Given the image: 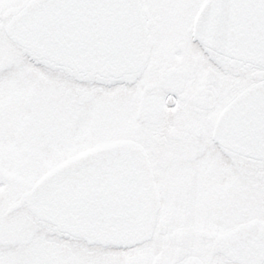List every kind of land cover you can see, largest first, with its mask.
Here are the masks:
<instances>
[{
    "label": "flooded vegetation",
    "instance_id": "af4514ba",
    "mask_svg": "<svg viewBox=\"0 0 264 264\" xmlns=\"http://www.w3.org/2000/svg\"><path fill=\"white\" fill-rule=\"evenodd\" d=\"M207 1L138 0L147 28L143 63L134 71L107 75L76 71L12 40L5 27L29 0H0L4 42L25 50L41 69L35 76L0 71V160L10 156L9 163L21 166L29 148L27 133L34 130L41 154L42 110L51 99L52 141L62 158L54 167L109 144L142 145L159 207L153 235L139 244L164 239L163 264H264V158L225 146L214 134L222 110L264 82V65L195 37ZM46 65L53 68L50 75L42 70ZM8 76L18 81L7 83ZM27 86L34 91L30 100L38 111L30 126ZM0 170V193L13 186L19 191L7 209L0 205V234L9 239L0 250L4 264H105L108 247L138 245L88 240L33 214L32 224L53 230L46 236L39 230L28 232V218H9L22 209L28 212L27 203L10 208L44 173L23 187L18 166L14 176L2 166Z\"/></svg>",
    "mask_w": 264,
    "mask_h": 264
},
{
    "label": "water",
    "instance_id": "95a60500",
    "mask_svg": "<svg viewBox=\"0 0 264 264\" xmlns=\"http://www.w3.org/2000/svg\"><path fill=\"white\" fill-rule=\"evenodd\" d=\"M197 22L194 35L208 46L264 65V0H208ZM5 30L39 57L76 71L119 75L144 60L147 28L138 0H29ZM214 134L225 146L264 158V82L222 110ZM24 202L60 230L123 247L151 238L159 207L148 156L134 141L65 161L10 209Z\"/></svg>",
    "mask_w": 264,
    "mask_h": 264
},
{
    "label": "rangeland",
    "instance_id": "374dc122",
    "mask_svg": "<svg viewBox=\"0 0 264 264\" xmlns=\"http://www.w3.org/2000/svg\"><path fill=\"white\" fill-rule=\"evenodd\" d=\"M5 37L0 35V71L8 72V70H14L12 72H20L22 74L33 75L40 71V68H37L36 63L34 61L29 60V56L26 55L25 50H19L16 47H13L9 43L4 42ZM33 63V64H32ZM52 66L46 65L42 70L48 75L51 74ZM10 76V75H9ZM9 76L4 80L7 83L9 81L12 84H15L18 79L9 78ZM29 81V80H28ZM23 82V80H21ZM21 86L25 87L24 84ZM27 103L31 106L27 107V125L30 126L31 123L35 124L36 114L37 111V104L34 99L30 100L31 93L33 94L34 91L27 86ZM50 100V101H49ZM44 107L42 110L43 118H42V127H43V138L42 141L44 148L41 151V154L38 151V140L37 134L38 131L34 130L32 132L27 133V141L29 144V148L27 151V155L25 157V161H22L21 166L17 164L18 168L22 170V175L25 178L24 186L29 185L38 178L42 173H45L49 169L56 166L61 160V156L58 152L55 151L53 145V129L52 125L55 119L52 100L47 99L45 100ZM49 104V105H48ZM37 123H39V118L37 117ZM39 126V125H38ZM38 126L36 129H38ZM52 127V128H51ZM13 159L10 156H5L0 160V166H2L6 171H11L12 176H14V169L15 165H13ZM26 169V170H25ZM0 172H2L0 170ZM23 178V180H24ZM18 190H16L15 186L11 188L6 193H0V205L4 204L5 209L8 208L10 204H12L17 197ZM28 218L27 229L28 232L32 231H43L45 236L48 235L46 233L51 232L53 230L48 225H34L31 222L30 218L32 214L28 211H24L23 209L16 212L9 218ZM9 243V239L5 236L3 237L0 234V250L1 246L5 247ZM94 254V253H93ZM166 254V244L165 240L162 238H155L150 242L138 244L134 248H127V249H120V248H112L108 247L106 253V263L105 264H163L165 260ZM4 258V257H3ZM0 264H4V260L0 256Z\"/></svg>",
    "mask_w": 264,
    "mask_h": 264
}]
</instances>
